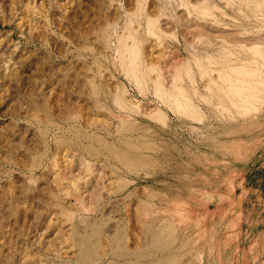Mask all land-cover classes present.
I'll use <instances>...</instances> for the list:
<instances>
[{
  "label": "rangeland",
  "instance_id": "obj_1",
  "mask_svg": "<svg viewBox=\"0 0 264 264\" xmlns=\"http://www.w3.org/2000/svg\"><path fill=\"white\" fill-rule=\"evenodd\" d=\"M190 1L200 7V1ZM104 2L110 3L114 31L105 27ZM138 2L0 0V264H84L72 240L76 220L84 230L89 221L103 229L99 238L107 260L100 264H109L114 260L111 248L117 243L126 242L134 250L145 240L142 220L165 225L168 219L178 230L176 245L171 252L143 247L147 254L152 252L154 261L172 258V264H264V105L250 114L236 110L222 113L201 99L214 97L203 86L204 81L198 78L195 89L186 80L185 89L203 113V121L195 122L166 107L152 85L141 93L114 65L115 32L125 31V21L139 8ZM209 3L212 7L216 4L213 12L221 26L194 10L188 17L186 9L176 5L175 11H166L173 18L162 21L167 36L163 47L153 39L145 41L144 59L159 65L166 85L170 86L174 67L191 60L184 45L169 33L178 31L183 43L200 46V50L211 47L209 51L216 53L228 47V42L264 44L261 22L247 20L237 6H227L225 1ZM159 9V0L146 1L151 15ZM241 9L248 13L246 6ZM189 19L193 22L188 26ZM249 55L241 56L249 59ZM100 70L102 75L105 70L112 74V79L101 78ZM87 77H94L101 87L99 95L92 93ZM117 81L124 84L126 98L141 112L131 115L134 130L126 134L140 149L148 145L139 155L121 147L136 157L147 154L138 173L128 172L101 150L96 140L87 139L96 133L118 144L123 112L111 100L118 93ZM156 108L167 114L166 126L147 117ZM89 143L92 148L88 152L84 146ZM89 162L91 172L86 168ZM73 183L80 185L83 199L73 196ZM87 228L91 232V226ZM128 259L120 258L117 263L127 264Z\"/></svg>",
  "mask_w": 264,
  "mask_h": 264
},
{
  "label": "bare ground",
  "instance_id": "obj_2",
  "mask_svg": "<svg viewBox=\"0 0 264 264\" xmlns=\"http://www.w3.org/2000/svg\"><path fill=\"white\" fill-rule=\"evenodd\" d=\"M139 1H140V2H138V3H140L139 8L137 7L138 9L135 12L129 13L128 18L125 21L126 22L125 29H124L125 31H123L122 34L121 33L119 34L118 31L115 32V35H117V38H115L116 39V46H115L114 50L116 52V58L114 60L115 61L114 65L117 67V69L120 70L119 72L122 73L125 76V78L129 79L130 81H132L133 83L136 84L137 88L140 89L141 93H143L142 91L145 92L146 90H148L149 89L148 87L150 85H152L153 88L152 87L151 88L153 89L155 95L157 96V98H159V100L162 101V103L166 107H168L174 113H177V114L183 116L184 118L191 119L195 122L203 121L202 120L203 119V113H202L201 109L197 106V104L194 103V101H193L194 99H192L194 96L192 97V95H191L192 93L190 94L189 93L190 91H187L186 90L187 88L185 89L184 83L186 80L191 82L193 88L195 87L198 78H200L201 81H204L205 83L203 86H205V89L207 88L208 90L211 91V93H213V96H214L213 99L216 100V103L214 102L213 99L207 100L205 98V96H202L201 99H204L205 102L207 101L208 104H212L213 106H217L221 110L222 113L223 112L230 113L231 111L236 110L237 112H239L241 114L242 113L248 114L247 112H249L252 109L255 112V109L260 110L263 107V105H264V44H261L259 42H257V43H254V42L246 43V42H244V44L240 43L241 45L238 43L237 44L235 43L236 45H234V44L230 45V42H228L229 43L228 47H226V48L224 46H223L224 48L219 47L220 50L216 53V51L213 52V50L209 51V48H211L209 46H208L209 48H207V47L204 48L202 46L203 47L202 48L203 51H202V49L200 50V48H201L200 46H199L200 48L199 47L196 48L197 46L194 47L192 44L190 45L188 42L183 43V41L180 38L178 31H175L173 33H169V34H171L169 36H172L178 44L184 45L183 48L191 56V60L189 59V60L183 62L182 64L176 65V67H174L175 70L173 71V73L171 75V83H170V86H168L164 82V77H163L162 71L159 68V65H156L155 63H147L145 61L144 53H143V45L145 44V41H147L148 39H153L157 46L163 47V45H162L163 39H165L167 36L165 33L166 31H164V28H163L164 24L162 21L164 19L168 20V19L173 18V16L170 17L169 14L167 15L166 11H168L169 9H173L175 11L176 5L178 6V8L186 9L188 17L192 16L193 10H194L195 12H197V14H200L203 19L212 17V18H214L213 23L216 26L220 25L219 24L220 22L218 20V16L216 14H214V12H213V7L215 9L216 4L214 3V6L212 7V4L209 3V0H198L201 2L200 7H199V6L192 5V2L190 0H159V4H160L159 11L157 12L156 15H151L150 13H148L146 11V1L147 0H139ZM222 1H225L227 6L228 5L237 6L240 13L245 14V17L247 18V20H256V21H259V23L261 22V24L264 25V0H222ZM108 4H110V3L104 2L105 9H106L105 11L107 13V15L104 16L105 17V23L104 24H105V27H108L109 30L111 28L114 31V26L116 23L111 21V18H109L111 16L109 15L110 12H109V5ZM243 6H246L249 14L248 13L246 14L241 9ZM211 7H212V9H211ZM217 9H218V11L221 10L219 8H217ZM234 11H235V8H234ZM222 15H225V13L222 12ZM197 16L200 17L199 15H197ZM102 17H103V15H102ZM102 20H103V18H102ZM192 22H193L192 19L191 20L189 19V21L186 20V23H188L187 24L188 26ZM186 23H185V25H186ZM110 24H111V26H110ZM256 35H257V33H256ZM198 37H199V39H202L201 34H199ZM223 40H224V38H223ZM200 43H203V44L205 43V45L207 44L206 42H200ZM209 43L207 45H209ZM200 45H202V44H200ZM88 46H90V45H88ZM236 47H238L239 50L234 49ZM214 48L216 50L218 49L216 47H214ZM222 48L225 49L226 51L222 52L221 51ZM93 49L94 48H91V50H93ZM87 50L89 51V49H87ZM90 52H92V51H90ZM243 54H247V55L250 54L249 55L250 58L245 59L244 57L241 56ZM236 59L240 60L239 64H238V61ZM99 62L100 61H98V63ZM98 63H95V65H97ZM99 64H98V66L103 65L102 63H101V65H99ZM99 69H101V67ZM101 70L98 72L100 74V76L102 75ZM105 71H103L104 73L101 76V78L104 77V79L111 80L113 75L109 74V73H105ZM107 72H109V71H107ZM153 75H156V77H153ZM93 78L88 79V77H87L86 81H87V83H89L88 85L90 86L92 93L94 95H99V93L101 91V87L99 85L95 84ZM106 85L108 86L109 84L106 83ZM117 86H118V91H117L118 93L113 92V93H117V94L115 96L113 95L114 99L112 98L111 100H114L113 102L115 104L114 103L113 104L116 105L118 107V109L123 112L122 117H121V123L119 122L120 124H119V127L117 128V135H121V137L118 139V144L115 141L110 142V141L106 140L105 138L101 137L100 133H99L100 135L94 133L93 137L87 135L88 136L87 139L92 138L93 140H96L95 142H97L99 144V146L101 147L100 148L101 150H105L106 152H108L111 157L116 159V162L119 161V164H121L125 169H127L128 172L132 171L131 173H133V172H137L140 165L145 163L144 161H142V159L145 156H147V154L145 153L146 155H143L144 156L143 158L141 157L142 156L141 153H140L141 156L138 157V155H139V152L141 151L142 147L145 145H148V144L143 145L140 149V147L136 144V142L134 143L131 140V137L127 136L128 135V134H126L127 132H130V131L132 132V130H134V127L131 123L133 121L129 120L131 118V115L137 116V115H140L141 112L139 111L140 110L139 106L134 105L131 101H129L126 98V93H127L126 90L127 89H125L124 84L122 85L119 81H117ZM195 89H196V87H195ZM195 89H193L194 93L197 95L200 94L199 92L197 93V91H199V90L196 91ZM210 91H208L209 94H210ZM200 96H201V94H200ZM211 97H212V95H211ZM256 111H258V110H256ZM221 112H220V114H221ZM230 114H229V116H230ZM249 114H250V112H249ZM126 116L128 117V120L126 119ZM145 116H146V114L144 115V117ZM147 117H149V118L151 117L150 119H154L157 122L164 124L165 126L167 125V120H168L167 114L163 110H161L160 108H156V109L150 111V113L147 114ZM34 119H36V118H34ZM67 121H69V120H67ZM48 123L50 124V122H48ZM55 124L56 123H54V125ZM95 125H96L95 123L91 124V126H93V127ZM55 126H56V129H60L59 124H57ZM89 127H90V125H89ZM76 129H77V127H76ZM101 130L103 131V129H101ZM101 130L99 129V131H101ZM105 130H106V128H105ZM145 132L147 133V132H149V130H147ZM83 133H85V132H83ZM64 134H65V132H64ZM77 134H79V133H77ZM106 135H110V132H107ZM45 136H46V133H45ZM142 136H144V135H142ZM82 137H84V135ZM109 137H111V136H109ZM143 138L144 137H141V139H143ZM61 139L62 138L57 139L59 143L63 142ZM66 139H65V141H67ZM84 139H86V138H84ZM135 141H137V140H135ZM79 142H81V141H79ZM144 142H145V140H144ZM146 143H147V140H146ZM150 143H152V141H150ZM142 144H144V143L142 142ZM90 145L91 144L89 143L88 146H84L88 152L92 148ZM150 145L148 147L152 146V145L151 146ZM154 145H153V147H154ZM122 146L126 147L130 150L134 149V152L136 150L138 153L137 157L131 155V152L129 153L128 151H126V149L124 150L123 148H121ZM81 148H82V146H81ZM147 151H150V149H148ZM93 153H94V151H93ZM97 156L98 155H96L95 157H97ZM146 158H148V157H146ZM151 158H153V157H151ZM38 161H40V159L37 160V162ZM146 161H147V159H146ZM148 162H151V160H149ZM154 162H155V160H154ZM35 164L37 166L38 163H35ZM87 164H88V166H86V168H88V170L91 172L90 162ZM152 164L154 165L155 163H152ZM148 165L146 164L145 167L149 168ZM33 166H34V164H33ZM149 166H151V164ZM114 167H115V165H114ZM142 167H140L141 170H142ZM115 168H117V167H115ZM141 170H139V171H141ZM73 173H75V172H73ZM137 173H135V174H137ZM74 178H76V177H74ZM75 180H79V179H75ZM122 180L125 181L126 183L128 182L127 179L123 178ZM75 182H77V181H75ZM78 182H80V181H78ZM116 185H119V184L117 183ZM73 186H74V190H75L73 196L76 197L78 200L83 199V194L81 193L80 185L75 183ZM123 186H126V185L123 184ZM127 186H126V188H127ZM121 188H122V186H121ZM121 188H119L120 190H118V191H121L122 190ZM118 191H116V193ZM52 194H53L52 196L54 197L53 192H52ZM129 194H128V196H129ZM66 195L69 196V193H67ZM55 197H56V199L58 198V196H55ZM98 204L96 206H98ZM151 204L152 203H150L149 205L151 206ZM143 205H145V203ZM139 206L141 207V205H139ZM147 211H148V209H147ZM69 213H70V211H69ZM61 214H63V213H61ZM65 214H67V213H65ZM72 215H74L73 212H72ZM68 216L69 215H67V217ZM70 217H71V219H73L72 218L73 216L70 215ZM69 218H67V221ZM173 218L175 219L174 216H173ZM93 220H94V218H93ZM77 221L78 220H76V223H73L74 233H72L73 236L72 235H70V236H72V240L74 242V245L76 248V253H77L78 257H80V259L82 260V262L84 264H94V263L100 264L103 261L107 260V255L103 254L104 252H102V244H101V240L99 238L101 236V232H102L101 230H103V229L102 228L99 229L97 227L98 226L97 222L95 224V223H93V221L88 220L89 222L86 223V220H84L85 223L89 226V228H90V226L92 228L91 232H88L86 230V229H88L87 228L88 226L86 225L87 227L85 226L86 229L84 230L81 228L79 222L77 223ZM154 221H156V219ZM81 222H83V221H81ZM165 222H166V220H165ZM140 225H141L142 233L143 232L145 233L143 235L144 237H146V238H144L145 240H142L141 243L137 244L134 250L128 248V246L125 245L126 242L122 243V244L117 243L116 246H113V248H111L114 260L110 261L109 264H119V263H117V261H119L120 258H125V260H126V258H130V260L128 259L126 261L127 264H165V263L166 264H172V262L170 263L172 258L171 259L167 258V260L165 259L167 262L164 260V258H163V261L162 260L159 261L156 259H155L156 261H154L153 259H151V256H152L151 253L152 252H150V255H151L150 256L149 254H147V252L142 251L143 247H145V250L148 248L151 251L152 250L153 251L154 250H156V251L160 250L163 252H165V251L171 252V250H173V246L176 245L175 244L177 241V235L176 234L178 233V230L176 229V225L172 221V219H170V220L168 219V223H166L165 225H155L154 222L143 221V220L140 222ZM82 227H84V226L82 225ZM119 233H121V232H119ZM114 235H116V233ZM115 237H117V236H115ZM122 239L126 240L124 238H122ZM113 242H112V244H113ZM104 245H105V243H104ZM174 249L177 250V248H174ZM149 250H148V252H149ZM172 256H173V254H172ZM160 259H162V258H160ZM176 259H178V258H176ZM164 261H165V263H164ZM174 261H173V263H174Z\"/></svg>",
  "mask_w": 264,
  "mask_h": 264
}]
</instances>
